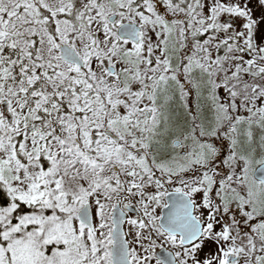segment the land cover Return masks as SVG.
Returning <instances> with one entry per match:
<instances>
[{"label":"snow or ice","instance_id":"obj_1","mask_svg":"<svg viewBox=\"0 0 264 264\" xmlns=\"http://www.w3.org/2000/svg\"><path fill=\"white\" fill-rule=\"evenodd\" d=\"M0 264H264V0H0Z\"/></svg>","mask_w":264,"mask_h":264}]
</instances>
